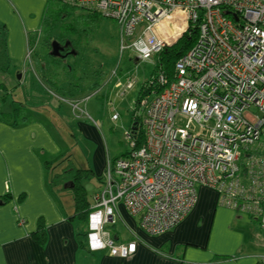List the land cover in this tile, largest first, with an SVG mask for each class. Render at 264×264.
Listing matches in <instances>:
<instances>
[{"label":"built area","instance_id":"2783aa9c","mask_svg":"<svg viewBox=\"0 0 264 264\" xmlns=\"http://www.w3.org/2000/svg\"><path fill=\"white\" fill-rule=\"evenodd\" d=\"M59 1L115 20L121 52L140 62L198 24L173 76L159 71L144 84L143 119L134 117L143 142L127 132L129 152L108 162L106 187L88 217V249L133 256L136 242L116 243L105 229L116 224L119 204L147 235L160 236L192 212L200 187L258 220L264 232V0ZM134 83L128 78L116 87L124 95Z\"/></svg>","mask_w":264,"mask_h":264},{"label":"crops","instance_id":"0c3cea01","mask_svg":"<svg viewBox=\"0 0 264 264\" xmlns=\"http://www.w3.org/2000/svg\"><path fill=\"white\" fill-rule=\"evenodd\" d=\"M47 1L0 0V36L6 38L10 60L9 69L0 71V264H258L264 257L260 222L222 206L218 194L203 187L192 212L160 236L147 235L139 218L120 203L114 233H108L116 243L136 242L133 256L113 257L80 246L82 226L73 216V195L67 204L61 192L64 184L72 192L73 185L65 177L58 181L65 171L58 163L64 151L53 133V115L62 108L47 86L52 82L44 77L53 73L52 63L62 62L50 61L47 67L38 54L32 58ZM116 80L112 77L107 85L120 90ZM118 80L126 82L123 75ZM70 102L63 103L72 105L73 112L80 109L79 103ZM78 129L98 144L91 179L105 184L111 160L105 158L100 135L88 123L79 122ZM42 231L43 244L36 237Z\"/></svg>","mask_w":264,"mask_h":264},{"label":"rangeland","instance_id":"374dc122","mask_svg":"<svg viewBox=\"0 0 264 264\" xmlns=\"http://www.w3.org/2000/svg\"><path fill=\"white\" fill-rule=\"evenodd\" d=\"M83 15L87 16L86 12L76 10L68 20L71 28L77 33L74 35L68 32L74 39L76 53L67 59L57 61L62 63H52L53 73L47 71L44 75L52 82L47 83L48 88L58 96L59 102L54 100L57 108H62L61 114L53 115V133L60 140L64 151L61 161L58 162L63 166V170L93 168V153L98 144L80 135L79 122L91 124L97 129L106 160L114 161L129 152L130 144L126 133L134 127L135 116H138L140 121L143 119L142 107L139 104L144 99L141 96V89L155 74L156 59L135 62L134 53L121 52L120 29L115 20L99 15L95 21H89L84 20ZM58 32L61 33L60 30ZM39 39L32 58H35L36 54L39 56L46 54L49 60L52 59L48 56V46L44 44L45 36L42 35ZM116 73V84L121 75L124 81L131 78L135 82L133 88L124 95H121L120 90L113 89V86L109 88L107 85ZM17 78L14 77V80L17 81ZM42 85L46 88L44 84ZM0 93L3 94L2 91ZM67 100L79 103L80 109L73 112L72 105L63 103L68 102ZM61 101L63 102L60 103ZM113 116H117V119ZM60 174L61 172L57 173ZM64 177L65 180L69 179L67 174L61 176L58 181H63ZM83 185L91 204L95 203L96 194L106 187L97 179H85ZM57 187L62 188V185L58 184ZM63 188L62 197L64 200L68 199L67 204H70L72 192ZM80 224L82 228L88 230V221ZM105 229L112 235L115 225H107ZM260 236L263 239L261 234Z\"/></svg>","mask_w":264,"mask_h":264},{"label":"trees","instance_id":"16d2710c","mask_svg":"<svg viewBox=\"0 0 264 264\" xmlns=\"http://www.w3.org/2000/svg\"><path fill=\"white\" fill-rule=\"evenodd\" d=\"M70 6L65 5L62 1L59 0H48L45 12L42 17L41 22V32L36 36V44L34 42L32 49L34 51L35 46H37L39 38L44 35V44L48 46V56H50V59L47 58V55L40 56L41 59L43 58V62L46 63L47 67L49 66L50 61H58L59 59H67L62 57H54L52 55V46L51 44L54 41H58L59 38H62L66 36L73 44L74 39L71 38V35L68 34V32H72L74 35L77 34L76 30L74 28L72 29L68 20L72 16V14L78 10L86 12V15H83L84 20H92L95 21L98 19V16L100 15L97 12H87L85 10L76 9ZM101 16V15H100ZM60 30L61 33L58 31ZM66 32L67 34H64ZM69 35V36H67ZM198 35V24L191 25L189 30L178 40V42L172 46L165 47L163 51L155 57L156 59V65H155V74L159 71H166L167 75L170 77L174 74V66L175 63L193 46L197 39ZM75 45V44H74ZM75 47V46H74ZM31 48V46H30ZM74 52L76 53L75 49L73 48ZM9 57L7 52V43L6 38L4 36H0V71H7L9 69ZM48 70V69H47ZM154 75V74H153ZM145 86L143 85L141 89V96L145 95ZM137 129V130H136ZM133 134L138 137V144H141L143 142V132L139 128V123L135 122L134 127L132 128ZM126 154H123L119 156L118 158L125 156ZM116 158L115 160H117ZM114 160V161H115ZM113 161V162H114ZM60 165V164H59ZM69 176L68 180L72 183V195H73V203H74V214L73 216L76 217L78 222H85L88 221L89 214L92 212V206L88 199L86 194V188L83 185V180L85 179H91L94 177L92 169H86V170H65L63 175ZM59 176L57 175L54 180ZM101 182L102 179H99ZM21 199H23V196H21ZM41 228V227H40ZM78 241L80 243L81 247H87V237H88V230H85L84 228H80L78 232ZM36 237L38 241L43 244L46 241L45 234L42 232H38L36 234ZM81 237V238H79Z\"/></svg>","mask_w":264,"mask_h":264},{"label":"flooded vegetation","instance_id":"af4514ba","mask_svg":"<svg viewBox=\"0 0 264 264\" xmlns=\"http://www.w3.org/2000/svg\"><path fill=\"white\" fill-rule=\"evenodd\" d=\"M54 42H57L58 48L61 51V57L62 58H63V56H67L66 58H68L72 54H75V52L73 50L74 44L66 36L64 37V35H63L62 38H59L58 41H54ZM52 44H51V46H52ZM52 52H53V49H52Z\"/></svg>","mask_w":264,"mask_h":264},{"label":"water","instance_id":"95a60500","mask_svg":"<svg viewBox=\"0 0 264 264\" xmlns=\"http://www.w3.org/2000/svg\"><path fill=\"white\" fill-rule=\"evenodd\" d=\"M235 20H237V18L235 17ZM52 49H53V52H52V55L54 56V57H57V58H59V57H61V51L59 50V48H58V44H57V42H54L53 44H52ZM67 56H63V58H66ZM135 62H140L137 58H135ZM0 204H2V203H0Z\"/></svg>","mask_w":264,"mask_h":264}]
</instances>
